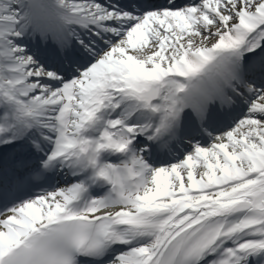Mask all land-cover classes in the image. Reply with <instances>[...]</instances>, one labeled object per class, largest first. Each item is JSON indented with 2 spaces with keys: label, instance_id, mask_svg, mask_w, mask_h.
Here are the masks:
<instances>
[{
  "label": "snow or ice",
  "instance_id": "1",
  "mask_svg": "<svg viewBox=\"0 0 264 264\" xmlns=\"http://www.w3.org/2000/svg\"><path fill=\"white\" fill-rule=\"evenodd\" d=\"M0 264H264V0H0Z\"/></svg>",
  "mask_w": 264,
  "mask_h": 264
}]
</instances>
